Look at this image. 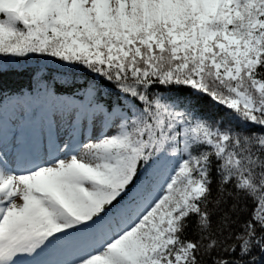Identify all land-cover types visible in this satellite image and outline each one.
Returning a JSON list of instances; mask_svg holds the SVG:
<instances>
[{"label":"snow or ice","instance_id":"snow-or-ice-1","mask_svg":"<svg viewBox=\"0 0 264 264\" xmlns=\"http://www.w3.org/2000/svg\"><path fill=\"white\" fill-rule=\"evenodd\" d=\"M0 264H264V0H0Z\"/></svg>","mask_w":264,"mask_h":264},{"label":"trees","instance_id":"trees-1","mask_svg":"<svg viewBox=\"0 0 264 264\" xmlns=\"http://www.w3.org/2000/svg\"><path fill=\"white\" fill-rule=\"evenodd\" d=\"M23 84H26V80H18L14 85L13 87H18V86H21Z\"/></svg>","mask_w":264,"mask_h":264}]
</instances>
